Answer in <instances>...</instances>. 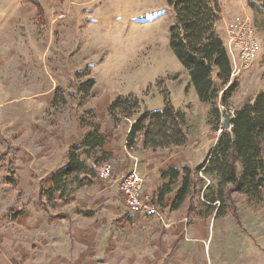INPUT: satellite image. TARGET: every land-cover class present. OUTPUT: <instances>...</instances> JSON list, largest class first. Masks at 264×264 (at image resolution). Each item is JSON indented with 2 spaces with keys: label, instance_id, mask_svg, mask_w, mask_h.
<instances>
[{
  "label": "rangeland",
  "instance_id": "1",
  "mask_svg": "<svg viewBox=\"0 0 264 264\" xmlns=\"http://www.w3.org/2000/svg\"><path fill=\"white\" fill-rule=\"evenodd\" d=\"M217 1L225 9L229 7L234 17H248L260 47L252 65L232 79L236 89L229 106L224 108L217 102L218 117L210 115L211 104L199 105L195 95L192 97L187 74L168 46L173 13L165 0L40 1L41 26L31 5L0 0V107L21 100L0 108V264H146L148 253H161L146 234L154 225L132 229L120 194L110 187L113 175L107 181L95 179L91 187L74 194L73 204L59 211L67 219L53 218L58 212L44 213L36 201L32 176L44 178L38 171L42 166L32 158L24 162L22 143L38 144L42 137L47 142L55 132L60 136L54 139L59 146L70 130L75 144L96 122L103 125L109 101L133 96L138 110L132 120L146 111L161 110L166 103L187 112L183 152L192 156L193 165L200 166L221 134L220 112L224 110L233 119L237 109L264 91V0ZM255 62L263 73L260 78H249ZM91 81L94 85L85 98L80 88ZM21 119L25 121L24 133L17 131ZM119 121H112L115 128ZM78 155L83 156L81 150ZM10 158L12 175L7 172ZM164 164L162 161L159 168ZM144 178L146 183L148 177ZM199 178L211 186L210 195L216 198L215 181L203 175ZM180 184L177 180L162 201L156 193L151 196L164 218L179 221L186 228L200 220L187 217L188 199L173 210ZM44 186L49 187V182ZM17 194L23 212L19 218ZM231 197L243 223L252 225L262 220L264 193L256 201L238 193ZM213 206L218 212L206 220L211 226L195 227L203 240L201 251H193V245L186 244L190 250L188 264H222L242 257L239 244L230 248L232 237L241 230L224 225L235 222L231 209H221L217 202ZM157 233L154 230L153 241ZM164 258L165 264L168 257Z\"/></svg>",
  "mask_w": 264,
  "mask_h": 264
},
{
  "label": "trees",
  "instance_id": "2",
  "mask_svg": "<svg viewBox=\"0 0 264 264\" xmlns=\"http://www.w3.org/2000/svg\"><path fill=\"white\" fill-rule=\"evenodd\" d=\"M21 1L35 9L40 26L43 25L40 1L57 2ZM165 3L173 13V21L168 30V46L187 74L188 87L193 88L200 103L211 104L210 115L218 117L217 102L227 108L236 89L230 79L232 70L225 41L216 32L221 13L219 2L165 0ZM93 85L91 81L80 88L85 98L89 96ZM137 110L138 103L133 96H119L109 105L108 115L117 123L122 119L132 120ZM184 122V114L169 103L161 110L146 111L133 120L127 136L128 148H135L137 143L151 151L181 148L187 141ZM103 144L104 138L94 129L84 138L81 146L72 147L67 152L66 165L38 181L37 202L44 212L66 209L72 205V196L77 191L92 185V181L97 178L95 169L108 159L105 155L98 157L102 153ZM82 148V155L93 162L90 167L78 155ZM8 166L7 172L12 175V158ZM199 173L215 181L216 198L210 195L211 186L205 185V179L199 178ZM161 179L167 182L156 193L159 201L172 191L171 187L177 180L181 182L174 195L173 210L179 209L188 199L187 217L206 221L218 212L213 206L217 202L219 207L222 206L221 209H231L233 219L240 226L232 193L243 195L251 201H256L264 193V91L259 92L251 103L235 111L232 129L220 134L200 166L195 170L183 168L180 172L169 169L161 174ZM48 181L50 188L44 186ZM12 182V179H8L10 185ZM15 201L18 218L23 215L19 195ZM53 218L65 219L67 216L58 213Z\"/></svg>",
  "mask_w": 264,
  "mask_h": 264
},
{
  "label": "crops",
  "instance_id": "3",
  "mask_svg": "<svg viewBox=\"0 0 264 264\" xmlns=\"http://www.w3.org/2000/svg\"><path fill=\"white\" fill-rule=\"evenodd\" d=\"M219 5H220L221 13H220V21L216 26V32L218 36L221 38V40L225 41L226 25L235 16V13L228 12L229 7L225 9V6L220 2ZM262 73L259 72V69H256V62H255V66H253V68L249 71L248 75L249 78L252 76H256L260 78ZM189 88H190L189 92L192 95V97L193 95H195L196 97L193 88L191 87ZM196 99L195 101H197L199 105L203 104L200 103L198 99L197 100ZM20 101L21 100L13 101L1 107L3 108L4 106L16 104L19 103ZM113 101L114 100L109 101L106 110L104 111L105 121L103 125L101 123L96 122L95 123L96 125L93 126L94 128L92 127V130L87 132L88 134H90L94 131V129H96L98 134L104 138L102 153L98 155V157L105 155L108 157V159L105 162L108 163L113 162L115 164V167L112 168V175L115 180L110 183V187L112 190L116 189L119 193L118 180L120 176L124 173L135 171L142 176L148 177L146 179L147 182L145 183L146 185L144 186V189L150 195H154L155 193H157L158 189H160L162 185L167 182L166 180H162L160 178L162 173L168 171L169 169H175L180 172L183 168H189L192 170L197 167L192 163V156L190 154L189 155L184 154L183 152L184 146L181 148L170 149L168 151L165 150L151 151L144 149L141 146V143H137L135 148L129 150L127 145V136L130 127L133 123V120L122 119L123 121L125 120L124 123L119 121L120 122L119 125L115 128L108 115L109 105ZM177 110L185 114V116L188 115L187 112L184 111L182 107H180ZM100 114L102 115L103 112H100ZM18 115L19 117L23 118L21 114L18 113ZM24 122L25 121L23 119H21L20 121L18 120L17 131L20 133L26 132L25 131L26 129L23 126L25 124ZM87 133L85 137L88 135ZM64 136L65 137L63 138L62 145L59 146L55 143L54 139L59 140L60 136L58 134L56 136L55 132L52 133V138L48 137L47 142L45 141L44 137H42V139L39 140L38 144L37 142L22 143V159L26 160L24 162H27L32 158V160L36 161V163H39V165L42 167H40L38 171L44 173L42 176L44 178L52 173H55L57 170L62 168L64 165H66L67 152L70 150L69 148L71 146H81L85 138V137H81L75 144H73V137L71 136L70 130L66 131L64 133ZM83 150L84 149L82 148L81 151L83 152ZM25 152L30 156V158L25 155ZM160 157L163 159L161 160V162H160ZM80 158L85 161V164L88 167L92 166L93 163L92 160L87 159L84 155L80 156ZM162 161H165V164L164 167L161 169L159 168V165L162 163ZM34 173H37V171H35ZM32 176L34 178L33 180L35 181V188L37 187L36 188V201H37L38 181L41 179L39 178L37 179V175L35 174H33ZM93 181H92V185H93ZM50 187L51 184L49 182V187L46 188H50ZM16 209H18L17 205H16ZM124 209H125V213L129 216V218L132 219L131 227L132 229H134V231H139L140 229H148L151 228L152 225H154V227L149 229L146 232V234L148 235V237H150V241H152L151 242L152 246L157 244L156 247L158 248V251H160L161 253H157V254L152 252L148 253L147 254L148 259L146 260L147 261L146 264H164V259H165L164 257L166 256L168 257L167 258L168 262L165 264H188L187 257H188V252L190 250L186 248V244L188 243L192 244L193 248L191 250L193 251L197 250L198 252H200L201 251L200 242H203L202 238L196 235L197 233L195 232L196 231L195 227H197L198 229L207 227L208 229L212 224L211 222L207 223V221L200 220V221H194L192 224H188L185 228L181 222L177 221V223L172 222L170 228L165 229L161 224H159L153 219L144 216L143 214H131L128 211L125 204H124ZM50 212L60 213L59 211H53V210H49V213ZM261 219L262 220L260 221L253 222L254 224L252 225L251 223L248 222L243 223V221L241 220H240V226L237 224L236 221L234 222L236 226L234 225V223L224 224L226 225V227L233 226L236 227L237 230L238 229L239 231L241 230L239 232V235L236 233L234 235V230L232 231V234L235 237H232V242H231L232 245L230 246V248L233 249V246L239 244L240 245L239 249L242 254V257L237 256V258H234V260L228 263L222 262V264H264V215H261ZM165 220L170 222V220H168L166 217ZM214 224L215 223H213V225ZM154 230H158L157 237L154 238L155 241H153ZM158 255H160V259L158 258Z\"/></svg>",
  "mask_w": 264,
  "mask_h": 264
},
{
  "label": "built area",
  "instance_id": "4",
  "mask_svg": "<svg viewBox=\"0 0 264 264\" xmlns=\"http://www.w3.org/2000/svg\"><path fill=\"white\" fill-rule=\"evenodd\" d=\"M259 49L256 32L248 17L243 15L234 17L227 23L225 50L231 63V81L241 71L252 65ZM95 171L98 180L107 181L111 178L112 168L108 162L100 164ZM199 176L202 177L201 173ZM144 186L145 178L137 172L122 174L118 180V190L123 203L131 214H143L161 224L165 229L170 228L172 222L165 220L156 200L154 201L152 196L145 191Z\"/></svg>",
  "mask_w": 264,
  "mask_h": 264
},
{
  "label": "water",
  "instance_id": "5",
  "mask_svg": "<svg viewBox=\"0 0 264 264\" xmlns=\"http://www.w3.org/2000/svg\"><path fill=\"white\" fill-rule=\"evenodd\" d=\"M221 117H222V122H221V131L222 132H227L232 129V118L223 110L220 112Z\"/></svg>",
  "mask_w": 264,
  "mask_h": 264
}]
</instances>
